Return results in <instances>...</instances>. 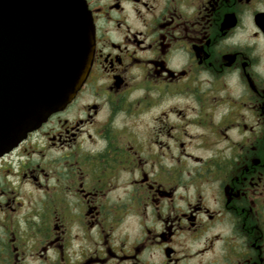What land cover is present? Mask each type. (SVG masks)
Listing matches in <instances>:
<instances>
[{"label": "clouds", "instance_id": "1", "mask_svg": "<svg viewBox=\"0 0 264 264\" xmlns=\"http://www.w3.org/2000/svg\"><path fill=\"white\" fill-rule=\"evenodd\" d=\"M90 3L94 79L0 155V264H264V0Z\"/></svg>", "mask_w": 264, "mask_h": 264}, {"label": "water", "instance_id": "2", "mask_svg": "<svg viewBox=\"0 0 264 264\" xmlns=\"http://www.w3.org/2000/svg\"><path fill=\"white\" fill-rule=\"evenodd\" d=\"M92 56L83 0H0V155L64 106Z\"/></svg>", "mask_w": 264, "mask_h": 264}, {"label": "flooded vegetation", "instance_id": "3", "mask_svg": "<svg viewBox=\"0 0 264 264\" xmlns=\"http://www.w3.org/2000/svg\"><path fill=\"white\" fill-rule=\"evenodd\" d=\"M84 1H85V4H88V10L87 11L89 12V15L92 14V18H93V22H94V20H95V12H94V9L91 6L90 0H84ZM113 7H116V5H113ZM117 7H118V5H117ZM86 8H87V6H86ZM90 18H91V15H90ZM232 23H234V18L233 17H231V16L225 17L224 27H229ZM258 23H260V25L262 27H264V16L258 17ZM93 31H94V29H93ZM93 56H94V50H93ZM92 61H93V57H92ZM98 67H99L98 64L94 60L92 69L89 71V74H88V80L85 81L84 85L81 88V91H83L85 88H87L88 83L91 82L94 79V77L96 75V72L98 70ZM120 83H121V81L119 80V78H117L116 87H119ZM27 144H28V137H26L21 143H19V145L16 148L11 150V152L15 153L17 151V149H23V148L27 147ZM9 155H11V153H7L4 156H9ZM228 195L231 198L232 193H231L230 189L228 190ZM110 254L115 256L116 255V250H111ZM98 259H103V256L99 257Z\"/></svg>", "mask_w": 264, "mask_h": 264}]
</instances>
